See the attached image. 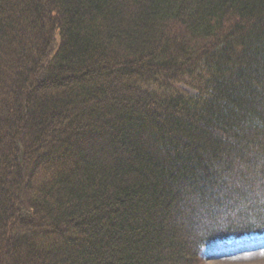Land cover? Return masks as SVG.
Returning a JSON list of instances; mask_svg holds the SVG:
<instances>
[{"label": "trees", "instance_id": "16d2710c", "mask_svg": "<svg viewBox=\"0 0 264 264\" xmlns=\"http://www.w3.org/2000/svg\"><path fill=\"white\" fill-rule=\"evenodd\" d=\"M252 234L264 0H0V264H204Z\"/></svg>", "mask_w": 264, "mask_h": 264}, {"label": "rangeland", "instance_id": "374dc122", "mask_svg": "<svg viewBox=\"0 0 264 264\" xmlns=\"http://www.w3.org/2000/svg\"><path fill=\"white\" fill-rule=\"evenodd\" d=\"M205 253L204 264H264V235L219 240Z\"/></svg>", "mask_w": 264, "mask_h": 264}]
</instances>
